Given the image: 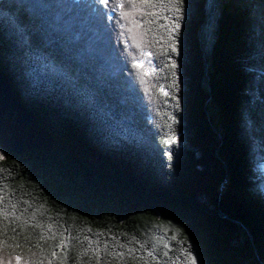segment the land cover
Instances as JSON below:
<instances>
[{
    "label": "trees",
    "instance_id": "1",
    "mask_svg": "<svg viewBox=\"0 0 264 264\" xmlns=\"http://www.w3.org/2000/svg\"><path fill=\"white\" fill-rule=\"evenodd\" d=\"M210 1L185 0L171 53L164 29L122 15L129 0H0V67L55 138L50 151L4 150L0 264H95L97 238L101 264L115 261L105 241L138 248L140 264H187L189 248L197 264H264V0H214L206 57Z\"/></svg>",
    "mask_w": 264,
    "mask_h": 264
},
{
    "label": "snow or ice",
    "instance_id": "2",
    "mask_svg": "<svg viewBox=\"0 0 264 264\" xmlns=\"http://www.w3.org/2000/svg\"><path fill=\"white\" fill-rule=\"evenodd\" d=\"M102 2L107 3L108 0H102ZM129 2L132 4V9L130 13H122V15H131L132 16V24L136 27H140L141 25L148 23V24H156L157 27L164 29L166 33L167 40L169 41L167 47L165 48V51H170L171 53H178V39H177V33L179 29L181 28L180 20L184 16V4L185 0H129ZM118 7L123 8V4L118 2ZM139 12L141 14V18H136L135 13ZM161 13H167L165 15H162ZM155 17V19H145V17ZM163 20L164 23H159V21ZM131 30V29H129ZM161 40L165 39V37H160ZM139 47V45H137ZM143 57L151 58L154 54L151 51H143L141 53ZM168 60L170 61L169 67L173 70L172 71V84L176 85L177 80L176 78V72L175 69H177V61L175 59H172L171 55L168 56ZM145 59L140 60H134L133 63L139 67L145 70L146 73H151L156 71L154 67H147L145 68L146 64ZM160 91L165 95L168 96L169 92L168 90L162 85L160 87ZM175 99H179V97H174ZM177 142V136L175 133L172 135H169L165 137L164 143L166 145H172ZM6 159V153L3 150L2 147H0V161H3ZM2 199V198H0ZM16 211V206L12 205V212L14 213ZM0 215H9L5 210L0 209ZM171 223L170 221L168 222ZM177 231H180V229H177ZM62 236L68 237V233L64 232L61 233ZM173 240L177 239L176 235L172 236ZM84 240L87 241L90 245L93 243L92 240L85 236ZM187 238L185 237V241ZM69 240L67 238L61 239L58 244L55 245L56 249L61 250L62 252L67 251ZM121 249H123V245L119 246ZM165 247H168V245H165ZM140 249L144 248V245L139 246ZM83 252H88L89 249L85 248L82 250ZM91 251L96 254L95 256V264H101L102 256H101V247L99 243V239L97 238V242L95 245L91 248ZM138 252V248L131 247L128 248L127 252L123 250H117L115 247L112 249L111 252L107 251V241L104 242V255L108 257L115 258V261H113V264H115L116 261H121L125 257H133L137 261V264H140V257L136 255ZM167 255V252L164 253ZM187 257V264H197V256L194 254V250L189 248L184 253ZM53 257L57 255L56 251H53L51 253ZM148 256L153 257V253L149 251L147 253ZM155 259V257H153ZM15 260L17 261V264H19V261L21 260V257L17 255L15 257ZM69 260V257L67 255L64 256V259L61 261V264H66V262ZM72 264H77L75 258H72ZM144 264H147L145 261Z\"/></svg>",
    "mask_w": 264,
    "mask_h": 264
},
{
    "label": "water",
    "instance_id": "3",
    "mask_svg": "<svg viewBox=\"0 0 264 264\" xmlns=\"http://www.w3.org/2000/svg\"><path fill=\"white\" fill-rule=\"evenodd\" d=\"M213 11L215 5L213 4ZM213 13V12H212ZM211 13L205 16L200 28L199 41L202 55L205 50L202 46V30ZM0 146L16 154L24 153L33 148L50 151L55 146V138L41 126L33 112L27 110L0 67ZM246 234L252 237L249 231ZM255 251L256 248L254 247Z\"/></svg>",
    "mask_w": 264,
    "mask_h": 264
},
{
    "label": "rangeland",
    "instance_id": "4",
    "mask_svg": "<svg viewBox=\"0 0 264 264\" xmlns=\"http://www.w3.org/2000/svg\"><path fill=\"white\" fill-rule=\"evenodd\" d=\"M214 0H211L209 3V13L212 14V16L207 20V23L205 24L203 30H202V46L205 50V56L208 57L211 49V45L214 41L215 34H216V26H217V13L218 10L214 9L213 11V2ZM213 12V13H212ZM212 116L215 121L218 120V111L217 109H212ZM182 147L189 148L190 145L187 142H183ZM1 147V146H0ZM4 150V149H3Z\"/></svg>",
    "mask_w": 264,
    "mask_h": 264
},
{
    "label": "bare ground",
    "instance_id": "5",
    "mask_svg": "<svg viewBox=\"0 0 264 264\" xmlns=\"http://www.w3.org/2000/svg\"><path fill=\"white\" fill-rule=\"evenodd\" d=\"M212 16V14L209 15L208 19Z\"/></svg>",
    "mask_w": 264,
    "mask_h": 264
}]
</instances>
